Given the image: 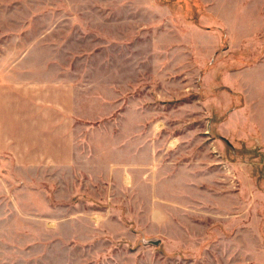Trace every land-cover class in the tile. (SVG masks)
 Masks as SVG:
<instances>
[{"label": "rangeland", "instance_id": "obj_1", "mask_svg": "<svg viewBox=\"0 0 264 264\" xmlns=\"http://www.w3.org/2000/svg\"><path fill=\"white\" fill-rule=\"evenodd\" d=\"M223 1L0 0V169L56 182L0 225L41 264H264V138L219 120L264 9Z\"/></svg>", "mask_w": 264, "mask_h": 264}, {"label": "crops", "instance_id": "obj_2", "mask_svg": "<svg viewBox=\"0 0 264 264\" xmlns=\"http://www.w3.org/2000/svg\"><path fill=\"white\" fill-rule=\"evenodd\" d=\"M208 1H210V3L213 2V4H211L210 6L208 4L210 13L222 19L215 12V9L217 8L218 0H208ZM208 1L205 0V2ZM223 2H226V0H224ZM259 3H260L259 9L261 8L264 9V0H261V2ZM259 30H262V34L258 32ZM255 33L258 34V37L264 36V21H261V25L256 30V32L254 31V34ZM250 37L247 36L245 41L246 43L244 42L243 45H241V47L244 45L246 46V44L249 43V41L251 40ZM244 40L245 39H243L242 41ZM230 48L228 43V48H227L228 51ZM227 49L225 48V50ZM261 57L262 58L258 59L259 61L257 60L258 62L257 64H251V65L245 64L239 68H236L237 70L235 69L229 71L231 73L240 74V78L242 79L241 86L239 89H237L236 87L235 89L238 91L242 102L236 106L234 104L235 107L228 109L224 114L223 119L220 118L219 120L224 126L236 125V124L238 126L240 125V127L242 128L240 136L242 137H249L254 134V135H258L260 138H264V76L263 79L261 78L263 80L262 81L263 86L262 88L258 87L257 90L256 88H253L254 90H252L249 87L250 85L246 83L247 81H249V79L244 76L249 70L255 68L259 69V71H261L262 73L264 72V53L261 55ZM225 83L226 84H223L224 86H229L227 82V77L225 79ZM237 115L238 117H236ZM229 133L230 135L228 133H224V135L226 134L231 139V136L233 137L234 134L231 131ZM12 163H13L12 160L9 161L2 159L1 161L0 170L2 172L0 173L2 174L4 173L5 176L0 177V185H1L0 213L3 212L4 215H6V213L8 212L7 214L10 215L9 214L10 210H21L22 212L25 213V210L27 209L28 210V212L26 213L27 216H30L32 218L38 217L41 214L40 203H39L40 198L41 197L43 198L44 194L50 195V192L53 189L56 190L55 189L56 182L54 183V181H51L50 178L48 180H45L46 181L45 183H42L39 178L33 176L25 177V178H19V177L16 178V176L12 171L14 169L11 167ZM46 200L48 202V207H50L52 205L50 204L51 203L50 197L47 199L46 196ZM12 201L15 203H12ZM20 231L31 234V236H33L32 239H28L27 241H20V239H17L16 236L5 235V234H16ZM39 231L40 229L36 228L33 223L19 224L13 226L0 225V247L6 249L3 250L4 252L0 253V264H41L42 260L40 257L38 242H36L34 239L35 236L34 234ZM17 245H20L21 247H25V246L30 247V245H33L35 247V245H37L38 251H36L34 248L33 250L30 248H23L21 249L23 252L22 256L15 257L20 252V248ZM14 248L15 251L17 252V255H7L8 251H13Z\"/></svg>", "mask_w": 264, "mask_h": 264}, {"label": "water", "instance_id": "obj_3", "mask_svg": "<svg viewBox=\"0 0 264 264\" xmlns=\"http://www.w3.org/2000/svg\"><path fill=\"white\" fill-rule=\"evenodd\" d=\"M152 243H154V244H159L160 243V240H155V241H152Z\"/></svg>", "mask_w": 264, "mask_h": 264}]
</instances>
